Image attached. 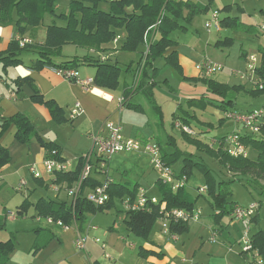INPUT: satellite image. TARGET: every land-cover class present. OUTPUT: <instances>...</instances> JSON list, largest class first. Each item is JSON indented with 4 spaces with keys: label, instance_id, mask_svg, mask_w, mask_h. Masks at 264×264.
Instances as JSON below:
<instances>
[{
    "label": "trees",
    "instance_id": "1",
    "mask_svg": "<svg viewBox=\"0 0 264 264\" xmlns=\"http://www.w3.org/2000/svg\"><path fill=\"white\" fill-rule=\"evenodd\" d=\"M57 0H0V21L8 23L13 21V13L16 12L17 20L15 21L18 31L24 33L28 26L37 27L44 20L46 15L60 20L64 23L63 26L53 25L48 27L47 38L43 44H26L21 46L18 40H13L8 49L0 53V64L4 67L16 65L21 62L20 55L27 50L36 49L39 58L33 65L34 69H42L45 66L54 67L57 69H74L78 70L80 66L87 64L96 67L94 76V84L100 87L116 89L120 85V79L123 69L117 61L109 59L103 60L100 56L90 54L84 56H75L71 60L57 63L55 58L61 57L63 47L66 44H73L77 47L95 51L97 53H105L109 49L106 44L118 42L122 38L121 30L126 32V36L122 39L121 50L126 52L139 53L140 59L136 65V73L141 69L140 80L135 87H126L124 91L123 104L129 109L137 112H143L140 104L131 103L128 97L135 91L143 92L149 103L154 109L160 111V116L163 120V112L158 105L154 89L159 84H165L172 89L167 79L160 81L159 77L162 72V67L158 65L160 59H164L165 65L172 66L179 73H182L181 66L178 61V53L172 52L165 56L169 47L176 45V41L171 37L176 31L187 32L189 25L195 17L206 14L210 11V3H194L184 0H70L69 11L67 13L57 14L55 10ZM109 3L108 8H103L101 5ZM233 9L231 4L225 5L217 11L226 15L222 18L220 15L221 27L232 28L238 31L258 32L256 26L247 25L240 21L237 16H230ZM119 37L118 41L115 39ZM233 42L232 38H226L223 41H218L216 45H227ZM259 53L261 55V63L255 70L256 76L261 81H264V47L260 46ZM133 63L128 65L127 70H133ZM136 75V74H135ZM71 81L76 82V77H70ZM185 81L193 83H202L207 91L215 97L201 96L199 98L187 99L189 108L206 109L208 106L229 111L234 108L233 97L235 92H238L243 86L229 85L225 82H220L209 78L201 73V76L184 77ZM29 83L35 87L33 80L30 78L16 79L17 85ZM35 95L32 99L35 102L44 104L50 111L53 120L57 124L67 122L64 109L54 100L46 99L35 87ZM254 96L264 94V88L254 87L251 91ZM181 108V109H180ZM181 112L185 114L182 117L174 113L173 120L181 121L183 125L189 126L191 118H197L190 115L187 110L179 107ZM226 118V117H225ZM2 131L0 132V169L11 162V154L8 147L1 143L2 135L9 129L10 126L16 127V139L25 145H28L33 138H36L40 145L46 151L45 158H53L58 161H64L60 154V147L52 141H46L42 138L34 123L24 113H17L9 118H1ZM197 120V119H196ZM223 119L219 120V122ZM177 124V123H176ZM208 126H212L211 123ZM184 139L191 145L196 146L200 151H205L212 158L219 161L221 165L233 173L236 178L224 180L215 176L213 170L209 168L203 161L196 160V155L187 151H183L177 146L176 140L170 137L168 146L172 150L164 148L163 144L158 142L162 149V160L167 165L172 167L179 159H183V166L180 172H176L177 178L184 176L190 179L193 170L197 167L205 176L207 194L210 197V204L214 210L213 219L218 223L224 216L232 215L237 202L233 200L231 185L235 181H248L259 183L263 181V185H249L254 189L260 188V193L264 194V128L260 135H251L241 132V141L249 148L258 152L255 160L249 156H233L225 147V139L227 137H217L213 144H208L200 139L191 136L184 130H181ZM84 167V157L80 158L79 164L75 170L61 171L54 174L52 180L53 185L66 186L72 188L80 180ZM91 175L89 178L82 181L80 186V194L75 203L69 200L60 198H44L41 197L36 203H32L26 198L20 206L18 213L24 215L31 207H34L37 214L41 218H52L54 221H61L65 226L71 227L77 225L82 229L89 221L91 215H96L99 212L111 210L116 206V199H119L122 204L125 198H135L138 193L137 184L133 187L128 183L113 182L109 180L107 192L110 196L109 201L102 206H97L88 201L86 190H92L103 184L97 178L98 172ZM39 179L41 187L48 189L42 178ZM158 185L161 197L159 203L152 204L150 210L133 211L126 210V225L128 229L136 236L148 241L152 230L163 215L162 205H165L166 210L175 208L186 209L192 211L196 208V203L199 197H193L187 190V185L179 187L176 191L172 186L165 184L158 179ZM200 189V188H199ZM149 196V195H148ZM152 197V196H149ZM262 202V201H260ZM258 209L261 204L258 202ZM256 215L252 221L256 220ZM252 223V222H251ZM252 226V225H251ZM5 228L3 217L0 215V231ZM171 231L181 234L188 231L190 223L171 224ZM251 227L250 243L251 249L243 251L248 257L260 256L264 261V230H258L253 233ZM37 233L35 242V250L43 248L49 240H51V229L47 227H38L34 229ZM15 249L13 239L0 240V264H7L10 260L11 253ZM140 254L142 256L156 255L161 257L163 254L156 253L153 250L141 247Z\"/></svg>",
    "mask_w": 264,
    "mask_h": 264
},
{
    "label": "crops",
    "instance_id": "2",
    "mask_svg": "<svg viewBox=\"0 0 264 264\" xmlns=\"http://www.w3.org/2000/svg\"><path fill=\"white\" fill-rule=\"evenodd\" d=\"M188 1V0H184ZM194 3H202L201 0H189ZM70 3V0H68ZM65 6V4H63ZM63 5L60 3L59 0L56 1L55 10L57 14L60 13H67L69 10V6L67 8H63ZM233 6V5H232ZM211 11V9H210ZM210 11L205 15V17H210ZM221 17L223 18L226 14L222 15L220 12ZM232 15V14H230ZM237 16V15H235ZM198 17H195L192 23L188 27V31L192 30V26H196L198 22ZM239 18V16H237ZM240 19V18H239ZM17 20L16 12L13 13V21L8 23H3L0 21V53L4 52L8 49L10 43L13 40H17V37L21 36L23 38L29 39L31 42L28 44H43L47 38V30L48 27L56 23L57 25L63 26L64 23L56 18L52 17L51 15H46L42 23L37 27L28 26L25 32L22 34L18 31L15 21ZM241 21V19H240ZM243 22V21H241ZM247 25H250L246 22H243ZM264 24L254 25L256 26V30ZM259 26V27H258ZM258 27V28H257ZM220 34L221 30L218 31ZM180 33H185L181 31H176L172 34V38L176 41V45L173 47H169L165 53V56L170 55L172 52L176 51L178 53V61L179 65L181 66L182 73L180 77L177 79L180 81L182 80L181 85H187L184 80V77H199L201 73L199 71V63L207 56L204 52L205 56H202L199 48L197 47V39L200 38L195 36L192 40H187L181 35ZM259 33L256 32V34ZM120 34L122 38L120 41L112 42L110 44H106V47L109 49L105 53H97L93 50L88 51L87 49L77 47L73 44H66L63 47V53L61 57L55 58L54 61L57 63L65 62L71 60L75 56H84L87 54L93 56H100L103 60H111L117 61L119 66L122 67L124 70L120 79V85L116 89H109L105 87H100L93 84L89 89H87L83 84L79 82L71 81L65 78L63 75L57 73L55 70L56 68L45 66L42 69H34L33 65L38 60L39 55L36 49H30L24 51L20 55L21 62L16 65H10L4 67L3 63L0 64V132L2 131V120L1 118H9L17 113H24L26 114L31 121L34 123L36 130L38 131L39 135L44 138L46 141H52L59 145L61 151V157L63 160L68 164V168L70 170H75L79 164L80 158L87 155L93 148L94 142L93 137L97 136H104L106 132L105 124L107 121L111 120L114 122H118L123 127V134L125 137H134V138H141L145 142H151L150 139L146 138L144 135H148L150 133L153 134L151 137L159 138L158 140H154L157 144L158 142L162 143L163 146L167 145V150H172L171 146H168V142L170 141V137L176 140V137L173 134L172 130L167 129V124L163 125V131L160 132V129L157 132L153 129V131L149 128V126L144 121H139L138 119L134 121L137 117L131 115V111H135L133 109H129L125 106L122 102L124 100V91L126 87L132 86L133 84L135 87L137 86L140 77H141V69L136 73L135 68L140 59L139 53L133 52H126L122 51V39L126 36V32L121 30ZM231 37V36H230ZM224 40V39H220ZM202 44V41H200ZM74 46L76 49L70 48L68 49V54H65V50L67 47ZM264 47V45H260ZM80 50V51H79ZM80 52V53H79ZM73 53V54H70ZM129 54L132 58L129 62H121L120 61V54ZM247 51L242 52V57L245 58V62H248V59L251 55L255 54H246ZM27 54V55H26ZM134 55H138L137 61L134 60ZM247 55V56H246ZM258 56V65L261 63V55L260 53L257 54ZM207 58V57H206ZM210 60V58H209ZM133 63V70H127L128 65ZM158 65L162 67L164 70L168 67L173 68L172 66L165 65L164 59H160L158 61ZM174 69V68H173ZM96 67L93 65L84 64L79 67L77 70L80 74L81 79L93 78L96 74ZM136 74V75H135ZM132 75V80H129V76ZM239 74L235 71H232L230 75L225 73H218L213 75L212 78L214 80H218L220 82L228 83L232 85L228 78L238 76ZM230 76V77H228ZM246 79L251 82L254 86V83L258 82V76L256 74L252 75L249 72L245 74ZM23 79V78H30L33 80L35 87L38 88L40 93L46 99H54L65 111L66 118L68 119L67 122L63 124H57L49 111V109L41 103L35 102L32 97L35 95V87L29 83H23L21 85H17L16 79ZM168 80V79H167ZM169 82V80H168ZM194 84L195 86L201 85L198 83L189 82ZM162 84H159L160 87ZM170 85V83H169ZM203 85V84H202ZM158 88V87H157ZM157 88L155 91H157ZM172 89L168 91L170 97L169 102L172 100H176L179 103L182 101L179 97L177 90L171 86ZM201 88L200 96L199 95H192L186 96L183 98L185 101L189 98H199L201 96H208L209 98L215 97L212 94L207 92V88L203 85L202 87H198L199 90ZM184 95V94H183ZM144 97V100H147L146 96L143 92L135 91L128 97L129 102L134 104H140L142 106L143 112H145L144 105L140 103H135L136 98L140 99ZM187 97V98H186ZM157 101V100H156ZM147 102H149L147 100ZM80 104V109L78 114L73 117V110L76 108V104ZM158 103V102H157ZM180 107L183 108L182 105ZM160 108L166 118L164 113V108L160 105ZM185 109L188 111L190 115H194L197 118L198 124V133H204L203 135L193 136L194 134H190L193 137L200 139L201 141L213 144L217 137L226 136L232 132L240 130L235 129L237 124L230 123L234 126L231 130L225 133H217L216 125L212 124V126H208L210 123L209 121L205 120L203 117H199L196 108H189ZM181 109V108H180ZM213 109L217 110L213 106H208L206 110H211L213 114ZM234 109L235 108H230ZM199 110V109H198ZM221 110V109H220ZM252 110V109H251ZM251 110H247L251 111ZM159 111V110H158ZM172 115L174 113L180 115L181 117L185 114L181 112V110H171ZM231 111V110H229ZM137 112V111H135ZM160 112V111H159ZM227 111H223L221 119L225 118ZM126 114H129L130 122L126 125L123 123ZM140 122V125L137 126L136 123ZM176 122L171 120L172 129H177L178 126ZM181 122V121H180ZM223 121H221L222 123ZM228 121H226L222 125H226ZM125 126H124V125ZM182 124V123H181ZM144 125V126H142ZM183 125V124H182ZM190 127H192V121H190ZM220 127V126H218ZM223 127V126H221ZM193 128V127H192ZM144 129V130H143ZM215 129V130H213ZM182 132V131H181ZM196 132V131H195ZM163 134L161 138V134ZM194 133V132H193ZM16 127L10 126L9 129L2 135L1 143L8 147L10 154H11V162L0 169V190L4 188H8L9 186L13 187L15 183V175L21 174L22 176L18 179L17 186L14 188L18 189V185L20 180L24 178V171L29 170L34 166L37 171L40 173L42 180L48 184V189L53 190V184L51 180L52 174L46 171L44 167V160L46 157L45 149L40 145L36 138H33L28 145L20 143L16 137ZM212 140V143H210ZM192 146V145H191ZM121 153V152H120ZM120 153L115 154L114 156L117 157ZM113 156V157H114ZM110 162V169H109V177L112 179L113 182H122L128 183L127 181L116 180L114 176L111 174V165L113 164V158ZM182 168V167H181ZM175 172L176 170L173 169ZM32 173V172H31ZM33 175V173H32ZM54 176V175H53ZM34 177V185L28 188L27 193L24 195V200L28 198L32 203H36L39 199H33V196L38 193L39 188L41 187L39 184V179H35ZM54 178V177H53ZM97 178L100 182L106 180V176L98 173ZM51 182V183H50ZM129 184V183H128ZM139 182L137 183V185ZM130 185V184H129ZM187 185V184H186ZM201 187V186H200ZM199 187V188H200ZM204 187V186H203ZM145 189V188H144ZM146 190V189H145ZM188 190V189H187ZM64 191V190H62ZM61 191V192H62ZM147 191V190H146ZM189 191V190H188ZM261 191V190H260ZM60 192V193H61ZM252 193V190L250 189ZM263 192V190L261 191ZM60 193H56V198H60ZM190 193V192H189ZM147 194L149 196L160 198V196L151 195L148 191ZM6 195H10L9 192ZM192 195V194H191ZM203 195L206 200L210 203V199L208 198L207 192H201L199 190L198 197ZM264 195V194H263ZM195 196V197H197ZM238 203L237 200H235ZM262 200H259V203ZM204 202V201H201ZM8 203V202H7ZM261 206L256 212V221L260 220V209L262 207V202L260 203ZM7 205V204H6ZM211 205V204H210ZM21 206V205H20ZM20 206L17 208V211L20 210ZM196 208L202 210V207L199 206V200L196 203ZM34 211L33 218L35 217L38 222L41 221V217L38 216L34 207H31L28 211ZM1 211V210H0ZM110 211V210H107ZM11 210H4V214L0 215L3 217L4 223L6 225V219L9 218L10 220H15L16 216H11ZM27 213V212H26ZM214 214V210L212 212ZM93 215L90 216L88 223L82 228L79 229L77 225H73L69 228H65L59 226L57 224L49 225L46 221V224L38 227H47L51 229V240L47 242V244L39 249L38 251L35 250V242L37 238V233L33 232V236L29 239L30 243L27 247L24 248L25 253L23 254L22 258L23 261L20 264H196L193 261H188L184 255V251L182 247H179L177 244L180 242V238L176 236H168L167 234L163 233L161 230V226L158 229L157 233H151L150 240L146 241L138 236H136L133 232H131L127 225H126V215L124 216V224L117 228L114 223L112 226H107L106 228L96 227L93 225ZM95 216V215H94ZM230 221L235 223L233 220L232 215H228ZM253 219V218H252ZM251 219V225L254 227V221ZM46 220V219H45ZM159 220V219H158ZM200 223V222H208L207 219L201 217L190 223ZM210 225L211 222L209 223ZM213 226V225H212ZM216 230L222 232V229L217 228L215 225ZM28 227H24L21 229H28ZM257 227L255 226L252 228L253 233ZM36 229V228H35ZM157 230V229H156ZM79 234L86 236V243L85 248L80 249L76 245V239ZM178 234V233H177ZM10 239V238H9ZM105 244V247H103ZM146 248L155 251L156 253L163 254L161 257L156 255H149V256H142L140 254V248ZM247 256V255H246ZM248 258V256H247ZM179 261V262H178ZM246 264H251L250 259L248 258ZM252 264L253 261H252Z\"/></svg>",
    "mask_w": 264,
    "mask_h": 264
},
{
    "label": "rangeland",
    "instance_id": "3",
    "mask_svg": "<svg viewBox=\"0 0 264 264\" xmlns=\"http://www.w3.org/2000/svg\"><path fill=\"white\" fill-rule=\"evenodd\" d=\"M59 1L62 5L65 4V6L63 5V8H67V6H69L68 0ZM201 2L203 4H211L210 13L223 8L225 5L231 4L233 5V9L230 13L232 15L230 16L234 17L235 15H237L239 16L241 21L246 22L250 25H258L259 23L264 24V0H201ZM101 6L107 9L109 3H104ZM222 15H224V13ZM207 18L208 15L207 17H205V15H200V17L197 18L198 22L196 26H192V30H190L189 32L180 33L179 35L189 41L192 40V38H195V36H197V38L199 37L200 40L197 39V42H195V44H197V47L202 53V56H205L204 52L207 54V58L204 57L203 60L210 58L211 61L223 66L224 70L221 73H225L227 75H230L232 71H236L239 73L238 76H228L230 77L228 78V80H230V82L232 83L231 86L240 85L244 87L241 88L238 92H235V96L233 97L235 110L230 109L231 111L245 114L247 110L252 109L260 111L264 109V94L260 96H254L251 93V91L254 89L251 82H249L246 77L241 78V75H245L247 72V61H244L245 58L242 57V52L244 50L247 51V55L259 54L260 45H264L263 37L259 33L256 34V32H248L243 30L238 31L232 28L225 27L221 28L222 34H220L216 27L212 29L206 27ZM226 38H232L233 42H230L227 45H216L218 41H223L220 39ZM200 41H202V44L200 43ZM70 48L76 49V47L70 46L66 48L64 53L68 54V49ZM133 58L137 61L138 55H134ZM130 60H132V58L129 56V54H120L121 62H129ZM203 60L201 62H203ZM177 77H180V74L175 69L168 67L165 70L162 68L159 80H169L170 87L172 86L177 90V93L182 100L180 103L172 99L170 102L168 101L170 100V98H168L170 97L168 94V91L170 89L165 84H162L160 87L157 86L158 88L155 87L154 89L155 99L157 100L158 105H161L164 108V113L166 115L165 118L163 114L162 121L160 112L154 109L153 106L149 102H147V100H144V97H141L140 99L136 98L135 103L141 102V104L144 105L145 112L131 111L128 113H131L132 116L137 117L136 119H134V121H136L137 119L139 121H144L149 126V128L152 131L154 129L157 134L160 128V132L162 133L163 125L167 124V129L172 130L174 136L176 137V144L178 147H180L183 151L195 154L196 160L203 161L205 164H207L209 168L213 170L215 176H218L219 178L224 180H229L231 178L235 179L236 176L233 173L229 172L226 167L221 165L219 161L212 158L211 155H209L205 151L198 150L196 146H191V144L184 139L181 128H177L176 130L172 129L171 110H178L180 105H182L183 108L188 109L187 102L183 98L185 97V95H199L201 92V88L199 90L197 88L203 86L202 83H198L201 85L195 86L194 84H191L192 86H190L188 81H185L187 85H181L182 80L179 81ZM129 80H132V75L129 76ZM156 88L157 91H155ZM196 110L199 117H203L205 120L216 125L215 129L217 130V133H225L234 128V126L230 124L232 122L237 124V126H235V129H238L239 125H241L240 123L232 120V118H229L227 116V118L223 119L222 123L224 124L226 121H228V123L226 125H222L219 120L220 117H222V115L224 114L223 110L213 109V114L211 110H198L197 108ZM226 113H228V111ZM128 115L129 114H126L123 121V123L126 125L130 122V118ZM191 121L193 128L190 127V125L188 127L191 128L194 132L193 136L203 135L204 133L197 132V120L195 118H191ZM176 123L178 124L181 122L178 121ZM136 124L137 126H139L140 122ZM144 136L151 140L152 145H158L160 148V145L154 141L158 140V137H151L153 136L152 133ZM160 136L162 138L163 134H161ZM131 138L139 139L145 142L141 138ZM210 143H212V140H210ZM164 148L167 149V145H164ZM160 152L162 154V149L160 150ZM248 153L249 158L253 160H255L258 156V152L254 149H249ZM115 156L113 157V164L111 165V174L116 180L127 181L132 187L139 182V184L137 185L138 190L145 188L151 195L158 197L160 196L158 185L160 173L155 168V165L153 164V157L148 152H146L144 149H141L139 151L121 152L120 155H118L117 157ZM182 166L183 159H179V161L172 166V169H175L178 173L180 172ZM23 174L25 175L24 178L26 180V185L23 186L19 191L14 187L17 186L18 179H20V177L22 176L21 174L15 175V183L13 184V187L9 186L7 189L4 188L3 190H0L1 214H4V210H11L17 215L15 220L13 221L7 218L5 228L0 231V240H8L9 238H11L15 242V249L11 253L10 260L7 264H20L23 261L22 256L25 253L24 248L29 245V239L33 236L32 233L34 232V229L38 228V226L46 224L45 218H41L40 222H38L35 217L33 218L34 211L32 210L27 211V213H25L24 215H20L17 211V208L24 201V195L27 193L28 188L35 183L34 177L32 173L29 172V170H25ZM53 177L54 176L52 175L51 180L53 179ZM205 184L206 180L204 174L197 167H195L193 170V174L187 181V189L192 194V196L195 197L199 193V187H203L205 186ZM249 185H263V181H260L259 183H256L255 181L249 183L246 180L242 182L235 181L231 185L232 197L233 200L238 201L239 205L245 207L258 204L259 200H262V207L259 210L260 220L256 222L254 221V225L257 227L254 232H256L258 230H264V195L263 193H260L259 187L257 189H254ZM250 189L252 190V193L250 192ZM7 192L10 193L9 196L6 195ZM86 192H89V190H86ZM203 192H207V190ZM56 195V192L52 190V188L46 189L45 187H40L38 193L33 196V199L37 200L41 197L55 199ZM60 197L64 200L70 201L72 195H67L65 191H62L60 193ZM208 198L210 199L209 195ZM198 200L199 206L202 207L201 211L203 221L204 219H207L208 222H194L192 223L193 225L190 226L188 231H185L181 234H177L171 231L168 235H177L180 238V242H178L177 244L179 245V247H182L186 259L189 262L193 261L196 264H246L249 258L252 264L253 257L249 255V257L247 258L246 254L243 253L244 249L246 248V230L243 223L240 221H235V223H232L229 216H224L218 223L214 222V216L212 213L213 208L211 207L210 203L203 195H201ZM115 202L116 206L110 211L99 212L95 216H92L94 223L93 225H95V228H106L109 225L112 226L113 223L114 225L116 224L115 226L117 228H120V226L124 224L126 208L119 199H116ZM210 222L213 226L215 225L219 229L223 228L222 232L216 230L215 227L209 224ZM28 226V229H21ZM160 226L163 232L162 221L159 219L152 230L153 233H157ZM251 227L254 228L253 226ZM213 238H216V241L213 240Z\"/></svg>",
    "mask_w": 264,
    "mask_h": 264
},
{
    "label": "built area",
    "instance_id": "4",
    "mask_svg": "<svg viewBox=\"0 0 264 264\" xmlns=\"http://www.w3.org/2000/svg\"><path fill=\"white\" fill-rule=\"evenodd\" d=\"M111 2L116 0H109ZM206 27L212 29L214 27L217 30H221V22H220V14L219 12L213 11L210 14L209 19L206 21ZM261 36L264 39V25L259 27ZM21 46H24L31 42L27 38H23L21 36L17 37ZM119 37L115 39L118 41ZM258 56L251 55L247 62V72L251 73L252 75L255 74V70L258 66ZM200 73L207 77H212L218 73H221L224 70V67L220 64H217L209 59L203 60V62L199 63L198 66ZM57 73L63 75L65 78L70 79V77H76V82L83 84L87 89H89L94 84L93 78L81 79L80 74L77 70L74 69H57L55 70ZM236 72V71H235ZM238 73V72H237ZM239 74V73H238ZM241 78H245V75H241ZM255 87L260 89L264 88V81L258 80L254 83ZM76 108L73 110V117L78 114L80 109V104L77 103ZM232 118L236 122L240 123L239 125L240 130L232 132L227 135L225 139V147H227L228 153L237 157V156H249L248 150L249 148L241 141V132L249 133L251 135H260L262 129L264 128V109L257 111L251 110L246 112L245 114H241L239 112L228 111L225 117ZM226 117V118H227ZM178 128L186 131L189 134H193L191 128L186 125H182L181 123L177 124ZM106 132L104 136H97L93 137V148L92 150L84 156V167L81 174L80 180L75 184L74 187L68 188L66 184L64 186L54 185L53 190L58 194L62 190H64L67 195H72L71 203H75L76 199L79 197L80 186L83 180L89 178L91 175L95 174L94 172L101 173L106 176V180H104L103 184L97 186L96 188L90 190L87 193L88 201L91 203L102 206L105 205L110 196L107 192L108 183L111 178L109 177V169H110V162L112 157L120 152H129V151H139L144 149L153 157V164L155 168L160 173V179L163 183L169 184L172 186L173 190H177L179 187L187 184V177L184 176L182 178L176 177V172L172 169V167L167 166L163 160L161 155V148L158 145H152L151 142H143L139 139H132L125 137L123 134V127L120 123L114 121H107L105 124ZM44 167L46 171L52 175L56 172L61 171H69L68 164L65 161H58L53 158H45ZM31 172L36 178H40V173L37 169L32 166L30 168ZM26 185V180H20L18 185V189H21L23 186ZM201 192L206 191L207 187H200L199 189ZM159 203V198L157 197H149L147 191L142 188L138 190L137 196L135 198L127 197L124 199L123 204L126 210H133V211H141V210H150L152 204ZM258 210V205H251L249 207L236 205L233 213L232 218L235 221H240L243 223L246 234H245V243L246 248L244 251H248L251 249L250 243V227H251V219L256 214ZM163 215L159 218L162 221L163 232L167 235L171 232V224H178V223H191L193 221L198 220L201 217L202 211L200 209L195 208L192 211H188L186 209H179L175 208L172 210H166L165 205H162ZM11 216H16L14 212H10ZM49 225L57 224L59 226L69 228L65 226L61 221H54L52 218L46 219ZM174 236V235H171ZM216 241V238H213ZM86 243V236L79 234L76 239V245L80 249L85 248ZM105 247V244H103ZM254 264H264L263 259L260 256L255 257Z\"/></svg>",
    "mask_w": 264,
    "mask_h": 264
},
{
    "label": "bare ground",
    "instance_id": "5",
    "mask_svg": "<svg viewBox=\"0 0 264 264\" xmlns=\"http://www.w3.org/2000/svg\"><path fill=\"white\" fill-rule=\"evenodd\" d=\"M250 234H251V227H250Z\"/></svg>",
    "mask_w": 264,
    "mask_h": 264
}]
</instances>
